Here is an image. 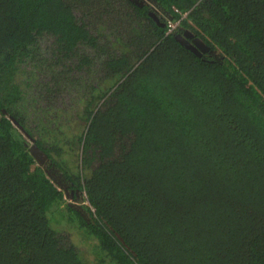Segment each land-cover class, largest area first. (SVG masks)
<instances>
[{"label": "trees", "instance_id": "16d2710c", "mask_svg": "<svg viewBox=\"0 0 264 264\" xmlns=\"http://www.w3.org/2000/svg\"><path fill=\"white\" fill-rule=\"evenodd\" d=\"M154 1L0 0V264H264V0Z\"/></svg>", "mask_w": 264, "mask_h": 264}, {"label": "water", "instance_id": "95a60500", "mask_svg": "<svg viewBox=\"0 0 264 264\" xmlns=\"http://www.w3.org/2000/svg\"><path fill=\"white\" fill-rule=\"evenodd\" d=\"M133 1L136 2L137 0H133ZM150 1L153 2L157 6V3L154 0H150ZM138 4L141 6L144 4V1L141 0V2ZM150 15L155 20H157V18L155 17V14L150 13ZM177 40L181 44H183L186 48L193 51L197 56H201L202 52H204L206 50H210L208 45H206L202 40H200L198 38H197L198 42H197V40H194L193 42H189L186 38L181 37L180 35H177ZM15 124H17V123L15 122ZM29 149H30V152L32 153V155L34 156L35 160L38 162V164L44 168L48 177H50L56 184H58L59 186L64 188V191L68 196V190L66 188V185L64 183H62V181H60L61 174H60L59 170L56 167H53V168H55L54 171L53 170L50 171V169L46 168V165L51 163L47 154L45 152H43L34 142H32ZM69 197H71V196H69Z\"/></svg>", "mask_w": 264, "mask_h": 264}, {"label": "clouds", "instance_id": "9594fccd", "mask_svg": "<svg viewBox=\"0 0 264 264\" xmlns=\"http://www.w3.org/2000/svg\"><path fill=\"white\" fill-rule=\"evenodd\" d=\"M142 1H144V4H146V3H148L149 2V0H142ZM135 2V1H134ZM140 3L141 2V0H137L135 3ZM137 3V4H138ZM150 13H153L154 14V12H150ZM186 16V14L185 13H183L182 14V17H185ZM171 23H173L174 24V27L172 28V29H174L176 26H177V24H178V21H176V22H171ZM171 29V30H172ZM171 30H169V31H171ZM186 32H188L189 34H191V35H194L195 36V34L193 33V32H191L190 30H188V29H186L185 30ZM184 31V32H185ZM178 35H180V34H178ZM181 37H184V38H186L189 42H190V40L187 38V36H186V33H183V35H180ZM197 37V36H196ZM198 39H200V37H197ZM200 40H202V39H200ZM207 51H209V54H212L211 53V49L210 50H206V52ZM204 53H205V51L204 52H202V55H204ZM201 55V56H202ZM16 122V121H15ZM32 142H34L33 140H31ZM32 142H30V146H31V144H32ZM35 143V142H34ZM36 144V143H35ZM43 151V150H42ZM44 152V151H43ZM48 156V155H47ZM35 159V158H34ZM49 160H50V164H48V165H46V168L47 169H49L48 168V166H53V167H56V165H55V163H53L52 161H51V159L49 158ZM37 162V161H36ZM37 164H38V162H37ZM39 165V164H38ZM57 168V167H56ZM58 169V168H57ZM59 170V169H58ZM51 171V170H50ZM59 172H60V174H62V172L59 170ZM63 175V174H62ZM60 181H62V183H63V180L61 179V177H60ZM57 186H59L58 184H57ZM59 188L60 189H62L63 190V192H64V194H65V198L66 199H69V201H67V202H69L71 205H76L77 206V209H79V208H81V212L83 213L84 212V208L82 207V205L80 204L81 203V199L83 198L82 197V195H83V192H80V191H78L77 189H71L70 190V188L69 187H67L66 186V188H67V190H68V196H67V194L65 193V191H64V188H62L61 186H59ZM72 191V192H71ZM75 191H77V193H78V197L75 195ZM69 196H71V197H69ZM81 198V199H80ZM73 201V202H72ZM83 202V201H82ZM85 215H86V219H88V216H87V214H86V212H85Z\"/></svg>", "mask_w": 264, "mask_h": 264}, {"label": "rangeland", "instance_id": "374dc122", "mask_svg": "<svg viewBox=\"0 0 264 264\" xmlns=\"http://www.w3.org/2000/svg\"><path fill=\"white\" fill-rule=\"evenodd\" d=\"M41 46H42V48L45 50V51H47L48 50V48L50 47V45L52 44V41H51V38H46V39H42L41 40ZM216 50H217V55H216ZM211 53H212V55L214 56V57H216V56H219V54L221 55L222 53L220 52V50L219 49H216V48H212L211 49ZM30 140V139H29ZM29 142H32L31 140L29 141ZM69 186H71L70 184H69ZM84 195V194H83ZM82 195V199H81V205L82 206H84V205H86L87 204V201H85V198H84V196ZM67 201H69V199H66ZM83 201V202H82ZM73 202V201H72ZM55 226V225H54ZM81 229H79V230H77L76 232L75 231H73V235H74V238H76V239H78V238H81ZM83 236H86V235H83ZM79 240V239H78Z\"/></svg>", "mask_w": 264, "mask_h": 264}, {"label": "flooded vegetation", "instance_id": "af4514ba", "mask_svg": "<svg viewBox=\"0 0 264 264\" xmlns=\"http://www.w3.org/2000/svg\"><path fill=\"white\" fill-rule=\"evenodd\" d=\"M184 33H186V36H187V38L190 40V42H193L194 40H197V37L196 36H194V35H191V34H189L188 32H184ZM197 42H198V40H197ZM207 52H209V51H207ZM205 53H206V51H205ZM204 53V54H205ZM49 169L52 171H54V169L55 168H53V166H49ZM61 179L63 180V183L67 186V187H69V184L70 183H68L67 181H66V179H65V177L61 174ZM71 185V184H70ZM72 188H70V190H71ZM72 192V191H71ZM75 195L78 197V193H77V191H75ZM79 210H81V208H79Z\"/></svg>", "mask_w": 264, "mask_h": 264}, {"label": "built area", "instance_id": "2783aa9c", "mask_svg": "<svg viewBox=\"0 0 264 264\" xmlns=\"http://www.w3.org/2000/svg\"><path fill=\"white\" fill-rule=\"evenodd\" d=\"M173 27H174V24L173 23H170L169 30H171Z\"/></svg>", "mask_w": 264, "mask_h": 264}]
</instances>
